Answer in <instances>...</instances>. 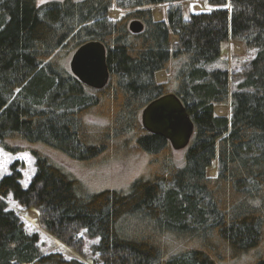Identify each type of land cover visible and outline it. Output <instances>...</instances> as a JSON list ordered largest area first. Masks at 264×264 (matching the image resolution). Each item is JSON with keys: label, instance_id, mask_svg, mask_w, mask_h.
<instances>
[{"label": "trees", "instance_id": "1", "mask_svg": "<svg viewBox=\"0 0 264 264\" xmlns=\"http://www.w3.org/2000/svg\"><path fill=\"white\" fill-rule=\"evenodd\" d=\"M179 1L0 0V145L29 151L36 167L26 186L19 160L0 179V264H88L43 252L10 196L77 251L80 232L97 239L93 264H264V0H204L210 10L188 15L170 5L165 20L154 19L150 7ZM114 6L125 11L118 19L109 16ZM92 40L107 50L102 89L68 63ZM229 40L254 51L234 91L227 69L214 66ZM164 70L171 78L158 83ZM167 93L194 122L179 159L141 120ZM51 153L85 167L133 153L147 160L124 188L89 191Z\"/></svg>", "mask_w": 264, "mask_h": 264}, {"label": "rangeland", "instance_id": "2", "mask_svg": "<svg viewBox=\"0 0 264 264\" xmlns=\"http://www.w3.org/2000/svg\"><path fill=\"white\" fill-rule=\"evenodd\" d=\"M50 1L54 0H43V2L42 0H38L39 4ZM170 5H181L185 10L186 15L192 11L211 9V7L208 6L204 0H182L175 4H160L150 7L152 9L154 19L156 21L165 20ZM124 12L114 6L110 11L109 16L113 19H118ZM177 40H179V37L175 34H171L170 41L172 45H174ZM253 56L254 51L245 49L238 41L229 40L223 44L222 56L217 60L214 66L217 68L220 67L222 69H227L230 76L231 91L237 89L240 81L242 80L243 71ZM70 60L71 57L68 59L69 66ZM160 73H162L163 76H160ZM171 73L172 70L158 72L156 81L158 83H164L171 78ZM224 107H226L227 111L223 115L215 108L217 115L230 116V107ZM175 154L176 158L179 159L182 157L183 151H175ZM51 156L55 157V159L60 163L68 165L70 170L74 171L84 182H86L89 191H100L107 188L117 187L124 188L129 182L136 178L140 172L143 171L147 160L144 155L133 153V155L118 156L119 159L102 166L85 167L80 164H67V161H63L58 155H54L53 153H51ZM16 160L23 162L21 171L24 177L22 182L26 186L36 170L35 159L33 155L29 151L10 153L5 151L0 145V179L4 175L10 173V165ZM217 170L218 162L215 160V162L212 164V167H210L207 171V174L209 176H215ZM9 202L11 206L13 208H17L21 214L27 230L39 233L40 247L43 252H61L66 258H78L88 264H93V260H97L98 255L94 254L91 248L93 244L97 243V239H90L85 235L84 231L80 232V236L84 238V244L81 247L82 250L80 249L81 252L77 251L58 239L53 234L49 233L40 223L38 213L36 211H25L12 199V196L9 197Z\"/></svg>", "mask_w": 264, "mask_h": 264}, {"label": "water", "instance_id": "3", "mask_svg": "<svg viewBox=\"0 0 264 264\" xmlns=\"http://www.w3.org/2000/svg\"><path fill=\"white\" fill-rule=\"evenodd\" d=\"M130 29L139 33L144 25L135 20L131 22ZM70 69L85 85L94 89L104 88L110 79L105 45L92 40L79 46L71 56ZM141 120L148 132L166 138L176 151L185 149L194 135V122L175 93L152 100L144 107Z\"/></svg>", "mask_w": 264, "mask_h": 264}, {"label": "bare ground", "instance_id": "4", "mask_svg": "<svg viewBox=\"0 0 264 264\" xmlns=\"http://www.w3.org/2000/svg\"><path fill=\"white\" fill-rule=\"evenodd\" d=\"M174 44H175V43H174ZM239 47H240V45H239ZM159 75H160V76H163L162 73H160ZM216 109H217V111H218L219 113H221L222 115L225 114L226 111H227L226 107H224V106H218Z\"/></svg>", "mask_w": 264, "mask_h": 264}, {"label": "crops", "instance_id": "5", "mask_svg": "<svg viewBox=\"0 0 264 264\" xmlns=\"http://www.w3.org/2000/svg\"><path fill=\"white\" fill-rule=\"evenodd\" d=\"M178 41V40H177ZM17 209V208H16Z\"/></svg>", "mask_w": 264, "mask_h": 264}, {"label": "snow or ice", "instance_id": "6", "mask_svg": "<svg viewBox=\"0 0 264 264\" xmlns=\"http://www.w3.org/2000/svg\"><path fill=\"white\" fill-rule=\"evenodd\" d=\"M42 2H43V0H42Z\"/></svg>", "mask_w": 264, "mask_h": 264}]
</instances>
